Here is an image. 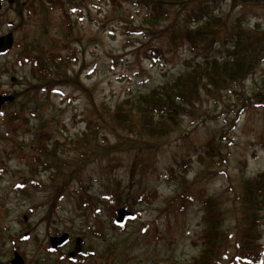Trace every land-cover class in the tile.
<instances>
[{
    "label": "rangeland",
    "instance_id": "1",
    "mask_svg": "<svg viewBox=\"0 0 264 264\" xmlns=\"http://www.w3.org/2000/svg\"><path fill=\"white\" fill-rule=\"evenodd\" d=\"M146 1L3 3L0 37L13 33L15 40L0 57V90L15 97L0 109V237L5 258L14 240L28 264H192L203 249V194L219 209L221 226L237 232L238 220L250 207L245 209L239 198L247 193L248 181L264 172V106L256 105L260 99H250L264 94V0L235 10L228 0H214L220 19L229 20L230 26L241 18L242 35L255 40L262 52L240 86L245 99L222 95L224 102L215 104L207 96L204 106L212 116L184 117L167 144L139 154L140 167L133 176L131 166L139 155L128 141L123 143L131 137L119 140L111 129L101 128L98 137L106 141L99 139L101 145L93 149L92 136L85 135L88 119L97 121L101 113L172 82L196 57L188 44L168 45L162 33L168 22L145 20ZM218 37L222 48V43H235L225 42L221 30ZM209 38L202 37V56L209 54ZM152 47L162 49L161 59L148 56ZM32 58L48 66L50 75L43 79ZM242 102L245 109L232 129L233 110ZM47 142L46 155L40 147ZM209 143L222 165L200 159ZM80 176L92 207L76 192ZM117 189L121 202L133 208H111L103 200L105 192ZM140 194L145 195L142 202L136 199ZM121 208L136 214L124 227L113 220ZM259 217L264 242V206ZM26 231L30 235L24 237ZM64 234L72 238L64 252L49 253V237ZM78 238L83 253L70 261L66 255Z\"/></svg>",
    "mask_w": 264,
    "mask_h": 264
},
{
    "label": "trees",
    "instance_id": "2",
    "mask_svg": "<svg viewBox=\"0 0 264 264\" xmlns=\"http://www.w3.org/2000/svg\"><path fill=\"white\" fill-rule=\"evenodd\" d=\"M217 1L148 0L144 2L148 8L145 20L155 24L160 19L168 22L162 31L168 45H175L177 48L188 44L196 57L186 62L187 69L172 82L159 86L147 94H140L114 110L101 113L96 116L97 121L89 118L85 135L92 136L90 143L94 145H92L93 149L101 145L99 139L106 141L105 136L98 137L101 128H104L115 132L119 140H122L124 136L131 137L125 139L123 143L128 141L127 143L138 155L153 151L170 141L172 134L178 130L184 117L196 118L200 116L209 119L212 116L213 111L204 106L207 96H210L216 102L215 104L224 102V100H220L222 95L233 94L239 100L245 99L243 92L240 91V86L253 73L256 63L262 59V52H259L260 48L257 49L255 40L252 42L250 36L242 35L244 30L241 18L236 17L235 23H230V26L229 20L220 19L222 17H219L215 10ZM228 1L231 9L235 10L239 7H246L252 0ZM256 2L260 3L258 0ZM201 21L204 22L201 23ZM216 21L218 22L216 23ZM214 24H218L219 27L215 28ZM220 30L225 33V42L235 40L232 46L222 43L225 47L222 48L221 42L218 43ZM204 34L210 37L207 43L209 54L202 56L201 42ZM163 55L162 49L157 47L150 48L148 53V56L154 60L161 59ZM29 60L30 58L27 59V61ZM31 63L43 79L50 75L49 67L45 66L39 58L34 60L32 58ZM256 97H250V99H260L257 100L256 105L264 106V94H259ZM239 106L241 107L236 111L233 110L235 117L229 121L232 129L243 108L245 109L243 102ZM213 139L215 140V137ZM209 140L211 141L212 137ZM46 144L48 145V142L40 149L47 155L50 151ZM209 144H205L206 148L200 159L203 162L210 161L215 166L222 165L221 160H215L216 155L213 154L212 143ZM53 149V153H56V144H53ZM51 155L53 156L52 152ZM138 160H135L131 166L133 176L140 167V155ZM59 166H62V162L55 168L58 171L62 169ZM180 167H182L180 173L184 175L187 171L184 165ZM108 172L111 173V169ZM77 180L79 183V188L76 190L78 197L82 196L86 199L84 204L92 207L91 194L82 177L80 176ZM119 191L120 189L105 192L103 200L111 205V208L117 206L133 208V205L128 201L121 202ZM183 193L181 192L180 196L184 197ZM154 194L151 193L150 196L152 197ZM137 198L142 202L145 195L140 194ZM148 200L150 201L152 198H148ZM239 200L245 202V209L249 204L250 207L246 210V215L243 214L238 220L237 232L233 233L221 226L220 211L213 207L208 196L205 194L201 196L200 202L206 211L205 229L202 236L203 249L192 264H263L264 242L261 241L259 232L261 224L259 210L264 206V172L248 181L247 193ZM191 201L193 202L194 199ZM256 205L261 206L255 208ZM113 220L119 227H124L126 224H117L116 218Z\"/></svg>",
    "mask_w": 264,
    "mask_h": 264
},
{
    "label": "flooded vegetation",
    "instance_id": "3",
    "mask_svg": "<svg viewBox=\"0 0 264 264\" xmlns=\"http://www.w3.org/2000/svg\"><path fill=\"white\" fill-rule=\"evenodd\" d=\"M2 1H3V3L5 2V0H2ZM2 9H3V4H2ZM9 52L10 51H8L7 53H9ZM0 95L6 96V95H10V94L4 93L3 91L0 90ZM14 99H15V97H14ZM12 102H14V100L5 102L0 107V109H2L4 106H6L7 104L12 103ZM25 235L26 236H24V237H27L28 235H30V233L28 231H26ZM66 235H67L66 240H64V242L59 243V244L55 243V242L58 241V238H61L62 236L51 235L49 237V239H48V242H49L48 245L45 246L46 250L49 253H51L52 255L59 254L60 252H64L63 249L65 247H67L72 241V238L70 237V235H68V234H66ZM1 240H2V237H0V264H28L26 254L24 252H22V250L20 249V244L16 243V241L14 242V240H13V243L11 244V248H10V251H9V255H8L9 258H5V256H7V255H6V251L3 248L4 242L1 241ZM26 241H28V240H26ZM76 243H77V239L74 242V246L71 244V250L66 255V257L68 259H70V261H75L76 258L83 253V247H82L80 254H76L75 256H72V253L75 251L76 246H77ZM80 247H81V245H80ZM58 262H59V260H58Z\"/></svg>",
    "mask_w": 264,
    "mask_h": 264
},
{
    "label": "water",
    "instance_id": "4",
    "mask_svg": "<svg viewBox=\"0 0 264 264\" xmlns=\"http://www.w3.org/2000/svg\"><path fill=\"white\" fill-rule=\"evenodd\" d=\"M10 2H12L13 0H9ZM2 9V2L0 1V10ZM13 42H14V37L12 33H9L5 36H1L0 37V55L6 53L9 49L12 48L13 46ZM14 97L12 95L9 96H2L0 95V107L7 101H13ZM127 216H131L133 217L134 214L130 211H127L124 208H121L118 210V217H117V222L121 223L125 220V218ZM67 235H63L61 238H58V241H56L55 243H62L64 242V240H66ZM54 243V244H55ZM81 239L78 238L77 239V246L75 251L72 253V256H75L77 253H79L81 251Z\"/></svg>",
    "mask_w": 264,
    "mask_h": 264
}]
</instances>
